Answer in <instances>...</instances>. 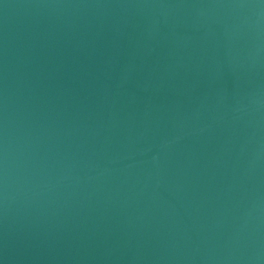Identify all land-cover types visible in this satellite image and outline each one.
I'll use <instances>...</instances> for the list:
<instances>
[{
	"label": "water",
	"instance_id": "obj_1",
	"mask_svg": "<svg viewBox=\"0 0 264 264\" xmlns=\"http://www.w3.org/2000/svg\"><path fill=\"white\" fill-rule=\"evenodd\" d=\"M0 264H264V0H0Z\"/></svg>",
	"mask_w": 264,
	"mask_h": 264
}]
</instances>
